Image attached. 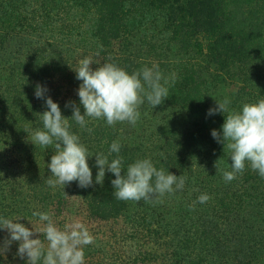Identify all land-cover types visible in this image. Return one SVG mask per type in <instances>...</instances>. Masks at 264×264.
Masks as SVG:
<instances>
[{
  "label": "trees",
  "instance_id": "trees-1",
  "mask_svg": "<svg viewBox=\"0 0 264 264\" xmlns=\"http://www.w3.org/2000/svg\"><path fill=\"white\" fill-rule=\"evenodd\" d=\"M87 57L93 69L155 65L170 81L169 97L155 108L145 101L135 126L69 121L93 155V181L95 155L118 140L125 171L148 158L186 176L183 190L162 202L121 201L110 172L103 185H47L55 148L30 141L48 110L35 88L71 118L65 105H79L75 70ZM225 97L236 111L264 98V0H0V216L29 228L42 227L33 211L51 212L61 228L84 223L96 237L85 264H264V178L246 167L226 182L230 154L211 135L225 116L208 111ZM8 236L0 229V264H27L19 242L5 248Z\"/></svg>",
  "mask_w": 264,
  "mask_h": 264
},
{
  "label": "clouds",
  "instance_id": "clouds-1",
  "mask_svg": "<svg viewBox=\"0 0 264 264\" xmlns=\"http://www.w3.org/2000/svg\"><path fill=\"white\" fill-rule=\"evenodd\" d=\"M93 65L92 58L87 57L79 61L75 70L76 79L82 83L78 88L79 105L75 101L65 105L73 110L71 118L62 115L60 105L51 96L46 97V87L36 85L35 96L45 100L48 110L41 114L43 127L32 133L30 141L44 148L54 145L55 154L47 165L51 172L46 179L47 185L53 189L57 186L65 188L74 181L81 188L92 187L94 183L103 185L106 172H110L115 176L111 181L113 195L121 201L162 202L160 198L165 195L183 190L186 176L158 169L148 158L137 159L125 171L124 158L120 155L122 146L118 140L112 142L107 154L95 155L98 173L93 181L89 165V158L93 155L81 137L71 130L69 121H74L81 128L86 127V118L104 119L109 126L117 122L135 126L145 101L153 108L161 105L169 97L170 86L169 78L155 65L132 73L112 62L95 69ZM174 82L173 74L171 83ZM216 102L208 115L223 113L225 122L222 132L214 129L211 135L224 146L232 161L231 170L223 171L224 180L233 181L238 174H243L246 167L264 178V98L256 103H245L240 111L230 110V98ZM220 161L215 164L217 169ZM209 199L205 193L198 197V202L207 203ZM32 216L39 218L42 227L36 228L29 221L32 225L29 228L19 222L22 218L0 216V229L9 233L5 248L19 242L17 255L21 259L26 257L27 264H85V247L94 244L96 237L84 223L73 221L61 228L53 220L51 212L33 211ZM36 234H42L43 239L33 238Z\"/></svg>",
  "mask_w": 264,
  "mask_h": 264
}]
</instances>
